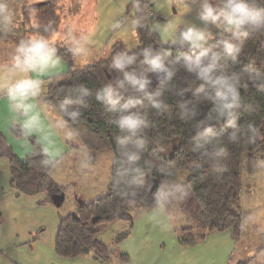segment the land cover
<instances>
[{"label": "trees", "instance_id": "obj_1", "mask_svg": "<svg viewBox=\"0 0 264 264\" xmlns=\"http://www.w3.org/2000/svg\"><path fill=\"white\" fill-rule=\"evenodd\" d=\"M248 2L264 7V0ZM52 30L46 27L44 40ZM3 34L0 38H6ZM137 34L133 50L115 44L107 59L79 69L69 65L54 77L45 95L88 149L89 158L94 160L106 147L114 154L107 193L90 202L80 200L74 215L60 220L54 243L60 257L92 251L96 259L108 262V248L97 237L100 225L119 219L121 212L128 214L131 205H159L169 214L179 213L177 240L182 245L194 244L211 231L231 228L234 238L239 233L242 155L247 153L248 171L255 156H264V28L245 29L235 37L218 35L213 44L192 49L182 43L162 44L141 22ZM12 38L21 44L20 38ZM226 40L233 45L227 51ZM53 49L71 62L70 51ZM145 50L158 55L168 71L152 70ZM201 52L207 55L200 57ZM127 56L135 59L116 67L117 60ZM185 56L193 61L200 57L201 67L213 64L211 76L224 79L235 99L222 101L218 93L227 89L202 79L195 63L185 64ZM125 73L147 80L144 90L127 83L118 87ZM108 86L118 93L112 97L115 109L97 98ZM130 99L139 103L121 109ZM129 115L140 121L134 130L119 124ZM53 164L42 150L25 161L13 156L11 187L19 193L46 192L48 197L63 191L51 178ZM129 228L121 234L127 236ZM119 258L128 260L125 253Z\"/></svg>", "mask_w": 264, "mask_h": 264}, {"label": "rangeland", "instance_id": "obj_2", "mask_svg": "<svg viewBox=\"0 0 264 264\" xmlns=\"http://www.w3.org/2000/svg\"><path fill=\"white\" fill-rule=\"evenodd\" d=\"M39 2L44 4L30 7ZM218 2L219 0H209V3L214 5ZM201 3L203 0H0V33L6 36L0 38V41H12L10 38L15 37L20 38L21 44L25 45L33 37L43 39V31L46 27H51L53 30L49 33L50 39L55 45L50 46L70 51L71 62L68 63L65 56L63 61L67 67L71 65L76 69L95 60L109 58L115 44H121L128 51L135 49L138 45L139 22L154 31L162 44L182 43L189 49L205 47L213 44L218 35L231 34L225 32L222 25L217 27L211 21L201 19ZM157 16L163 17V20H157ZM188 28L206 29L211 33V37L199 42L197 46H192L181 37V33ZM193 93L197 94L198 91ZM61 117L64 119L63 115ZM56 126H59V120L56 121ZM72 132L74 133L73 130ZM73 155H66L60 164L61 168L55 173L57 182L64 188V201L60 207H54L49 201H41L46 195L42 198L36 196L19 200L20 206L25 208L23 216H31V219L25 222L24 233L19 236V240L25 242L24 246L21 244L18 249L23 261L20 264L96 263L92 258V251L72 259L58 256L54 241L60 220L73 214L80 200L90 202L107 193L113 180L114 154L106 147L97 151L94 160L89 158L87 161L85 155L80 152H74ZM248 161L247 153H243L240 193L243 198L240 200L243 211L240 209V214L241 219L246 218L241 227L240 242L258 248L262 244L264 231V217L260 221L256 220L260 212L264 213V156H255L252 171L247 169ZM248 205H252V209L246 216L244 206ZM129 209L128 218L121 217L100 225L97 237L108 248L109 259L115 255L120 257V254L124 253L122 245L125 236L121 231L127 226L141 228L142 225H152V237L156 238L166 227L167 233L172 237L174 231L182 224L179 213H167L161 218L154 212L165 211L149 210L150 208L136 205H131ZM6 210L10 211L9 205H6ZM39 220L44 224L36 223ZM145 231V228L140 229L142 233L133 241L136 242L146 234ZM133 233L134 230L131 236ZM34 237L40 242L34 240ZM170 258H175V255ZM4 261L7 260L0 259L2 264H14L10 260L5 263Z\"/></svg>", "mask_w": 264, "mask_h": 264}, {"label": "crops", "instance_id": "obj_3", "mask_svg": "<svg viewBox=\"0 0 264 264\" xmlns=\"http://www.w3.org/2000/svg\"><path fill=\"white\" fill-rule=\"evenodd\" d=\"M14 36L16 35L14 34ZM50 38L51 34L46 40L49 47L55 45ZM10 39L12 41L9 39L0 41V259L4 258L14 264H20L23 261L18 249L21 248V244L24 246L25 242H21L19 236L24 233L25 222L27 219L30 220L31 216H23L25 208L20 206L19 200L26 197L36 198V196L42 198L46 195L41 201H49L50 203L51 201L48 199L46 192L26 194L19 193L11 187L13 177L11 158L14 156L20 161H25L34 151L42 150L54 163L51 171L52 180L61 186L62 184L57 182L55 178V173L56 170L61 168L60 164L64 157L68 154L73 157L74 152H80L85 155L88 161L89 154L88 149L61 117L62 114L45 99L54 77L68 70L63 58L53 52L52 60L55 63L49 61V67L45 72L25 70V66H17L15 63V57L19 55L17 49L22 44H18L19 41L17 42L13 38ZM5 77L9 78L7 85L4 84ZM25 80L37 82L39 88L35 96L29 97L23 102L24 104L34 105L27 114H25L23 107L18 106V101L9 99V90L17 83ZM33 116L36 119L32 122V128L29 131L24 127V124ZM57 120H59V126H56ZM67 164L69 165V161ZM240 200H243L241 195ZM6 205L10 206L9 214ZM240 209L243 211V206H240ZM244 209L247 216L252 209V205L244 206ZM149 210L165 211L159 205ZM154 213L164 218L168 212ZM263 217L264 213L260 212L256 220L260 221ZM245 218L242 217L240 230L235 238L233 230L226 228L220 231L208 232L202 239L191 245L180 244L177 240V231H174L171 237L167 233V227L161 235L153 238L151 232L154 226L152 225H142L141 228L134 225L130 228L127 226L122 230L125 231L129 228L122 245L123 251L128 257L127 262H121L117 255L109 259L108 262L96 259L93 253L92 258L96 262L94 264H264V231L262 232V244L258 248L240 242L241 227ZM36 223L39 225L44 224L42 220ZM142 228L146 229V234L134 242L133 240L137 238L138 234L142 233L140 232ZM133 230L134 233L131 236ZM36 239L37 237H34V240ZM37 242H40V240ZM113 251L115 252V250ZM86 254H89V252ZM173 255H175V258H170ZM7 261H4V263ZM0 264L2 263L0 262Z\"/></svg>", "mask_w": 264, "mask_h": 264}, {"label": "clouds", "instance_id": "obj_4", "mask_svg": "<svg viewBox=\"0 0 264 264\" xmlns=\"http://www.w3.org/2000/svg\"><path fill=\"white\" fill-rule=\"evenodd\" d=\"M200 17L205 21H211L213 24L224 28V31L230 33L232 37L243 34L245 29H251L253 31H259L264 28V7L250 4L248 0H219L217 4L209 3V0H203L200 4ZM183 41L188 42L192 46H197L199 42L204 41L206 38L211 37V33L206 29L188 28L181 33ZM225 50H230L233 45L229 41L224 42ZM19 55L15 57V63L17 66H25V70H32L36 72H45L49 67V61L54 64L52 60L54 49L49 47L48 41L42 38L33 37L27 45H21L17 49ZM206 52H201L200 57L206 56ZM145 61L151 65L152 70L167 72V68L162 64L158 55H152L149 51L144 52ZM200 57H197L195 61L191 57L185 56V64L195 63L199 68V75L202 79L210 81L213 85H219L225 87L227 90L222 93H218L222 101H227L229 97L235 99V91L227 85L224 79H213L211 71L213 64H209L206 67H201ZM135 57L127 56L121 57L116 62V67L123 68L126 64H131ZM215 59V57L213 58ZM9 78H4V84L7 85ZM130 84L134 86L138 91H143L147 80L137 79L134 75L128 73L124 74L122 80L117 82L118 87H123L124 84ZM38 83L34 81L25 80L17 83L13 88L9 90V99L18 101V106L23 107L25 114L30 111L34 105L24 104L23 102L29 97H33L38 92ZM114 95H118L116 90L108 86L102 93L98 94V99L104 100L107 104L111 105L113 109L116 108V101L112 99ZM139 103L138 100L130 99L127 103L120 105L121 109H128ZM157 107L159 105H156ZM224 107H231L230 104L225 103ZM11 110V108L9 107ZM36 119L33 116L30 120L26 121L24 127L29 131L32 128V122ZM140 121L134 115L121 117L119 124L121 127H126L129 130H134L138 127Z\"/></svg>", "mask_w": 264, "mask_h": 264}, {"label": "water", "instance_id": "obj_5", "mask_svg": "<svg viewBox=\"0 0 264 264\" xmlns=\"http://www.w3.org/2000/svg\"><path fill=\"white\" fill-rule=\"evenodd\" d=\"M41 4H44V3H35L33 5H30V7H37ZM157 20H163V17L161 16H157L156 17ZM48 199L51 201V203L55 206V207H60L61 204L63 203L64 201V192L61 191V192H58V193H51L49 194V197ZM74 215V213L72 214ZM120 218L123 217V218H128L129 217V214H125L124 212H121L120 214Z\"/></svg>", "mask_w": 264, "mask_h": 264}, {"label": "bare ground", "instance_id": "obj_6", "mask_svg": "<svg viewBox=\"0 0 264 264\" xmlns=\"http://www.w3.org/2000/svg\"><path fill=\"white\" fill-rule=\"evenodd\" d=\"M50 158V157H49Z\"/></svg>", "mask_w": 264, "mask_h": 264}]
</instances>
